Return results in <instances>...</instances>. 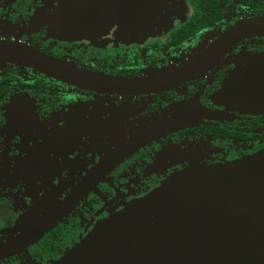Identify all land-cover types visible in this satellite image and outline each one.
I'll use <instances>...</instances> for the list:
<instances>
[{
	"label": "flooded vegetation",
	"instance_id": "1",
	"mask_svg": "<svg viewBox=\"0 0 264 264\" xmlns=\"http://www.w3.org/2000/svg\"><path fill=\"white\" fill-rule=\"evenodd\" d=\"M48 1L0 0V42L84 73L168 78L95 89L0 63V264L58 261L189 159L218 164L264 149V113L241 112L223 95L246 56H264V36L215 47L238 23L264 18V0H152L154 11L133 22L79 13L77 35L61 33Z\"/></svg>",
	"mask_w": 264,
	"mask_h": 264
},
{
	"label": "water",
	"instance_id": "2",
	"mask_svg": "<svg viewBox=\"0 0 264 264\" xmlns=\"http://www.w3.org/2000/svg\"><path fill=\"white\" fill-rule=\"evenodd\" d=\"M153 4L152 0H55L53 18L67 29L60 30L62 34L77 35L73 23L79 13L84 14L80 19L94 20L105 12H123L125 20L133 22L143 12L154 11ZM64 12L73 15L67 18ZM61 19L69 22L63 25ZM253 36H264V18L238 23L215 47L220 52ZM5 62L95 89L117 86L135 91L148 84L84 73L29 47L0 42V63ZM244 62L246 67H238L225 82V101L244 113H264V57L250 54ZM193 68L203 70L201 65L189 70ZM165 78L148 85H163ZM52 264H264V149L218 164L187 160V166L98 223Z\"/></svg>",
	"mask_w": 264,
	"mask_h": 264
},
{
	"label": "rangeland",
	"instance_id": "3",
	"mask_svg": "<svg viewBox=\"0 0 264 264\" xmlns=\"http://www.w3.org/2000/svg\"><path fill=\"white\" fill-rule=\"evenodd\" d=\"M64 15H65L67 18H71L73 14H72L71 12H69V13L64 12ZM2 31H3V30H2ZM6 31H7V30H4L3 33L6 32ZM1 34H2V32H1ZM5 34H6L7 36H12V35H11V32H6ZM0 36H1V35H0ZM16 39H18V38H16ZM263 57H264V56H263Z\"/></svg>",
	"mask_w": 264,
	"mask_h": 264
}]
</instances>
